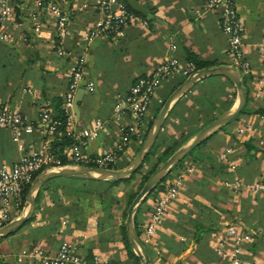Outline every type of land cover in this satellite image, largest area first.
<instances>
[{"label": "crops", "instance_id": "0c3cea01", "mask_svg": "<svg viewBox=\"0 0 264 264\" xmlns=\"http://www.w3.org/2000/svg\"><path fill=\"white\" fill-rule=\"evenodd\" d=\"M40 1L43 0H13L15 18L10 28L28 40L0 42V99L15 106L36 126L33 134L21 138L24 149L11 131L0 129V166L40 150L49 141L53 145L55 135L38 124L39 114L50 98L65 95L70 72L79 57L85 58V76L95 83V88L83 87L81 102L77 111L74 109L71 135L68 134L73 142L65 145L63 151L67 146L86 142L82 145L86 154L114 152L115 165L122 168L133 161L145 138L131 135L123 145L133 117L128 110L119 113L118 109L123 107L121 97L138 78L151 75L166 58L177 57L183 64L191 63L189 55L208 63V67H233L218 12L196 18L195 9L209 0H187L188 6L182 0H136L149 11L147 17L141 16L142 22L128 26L122 38H95L90 42L79 40L101 17L99 0H48L60 2L71 13L66 57L55 52L52 20H46L48 26L43 32L31 29L30 13ZM234 4L243 25V50L250 68L246 75H240L247 91V111L214 133L177 168L185 172L184 186L147 249L151 264H226L214 247L223 238L225 226L231 223L250 234L242 254L245 264H264V192L250 189L255 183L264 182V84L261 93H257L258 81L264 75V0H234ZM182 79L173 77L158 90L150 109V122ZM236 98L234 85L221 75L208 76L189 87L169 111L153 145L158 149L152 157L158 158L169 146L185 144L212 118L228 110ZM95 131L98 136L90 139ZM229 149V161L220 160L219 154ZM66 182L67 178L60 177L54 185L59 189ZM231 184H238L237 193ZM52 192L44 190L35 218L1 242V249L8 247L10 264L23 250L35 246L55 252L64 239L76 244L91 264H126L124 242L118 238L111 245L99 231L101 205L96 197L89 201L86 224L79 225L68 214L59 212L58 196L52 197ZM60 196H64L61 191ZM155 198L156 195L150 197L137 213L142 233ZM109 225L111 228V222Z\"/></svg>", "mask_w": 264, "mask_h": 264}, {"label": "built area", "instance_id": "2783aa9c", "mask_svg": "<svg viewBox=\"0 0 264 264\" xmlns=\"http://www.w3.org/2000/svg\"><path fill=\"white\" fill-rule=\"evenodd\" d=\"M98 10L101 17L94 27L88 29L80 38V42H90L95 38L117 39L126 35V29L133 23L142 22V17L128 8L125 0H99ZM210 11L218 12L219 25L227 40V53L232 58L233 68L239 75H246L250 68L243 50V25L236 11L234 0H209L204 6L195 9L197 19L203 18ZM15 9L13 0L0 2V42L14 44L17 40L27 41V36H17L10 28L14 22ZM53 23L55 35V52L61 57L68 53L67 37L70 35L71 13L58 1H40L37 8L30 13L31 29L35 33L43 32L47 28L46 20ZM86 61L79 57L70 72L68 90L63 96L64 108L67 117V133L71 135V126L74 122V101L76 93L81 87L93 90L95 83L86 79ZM192 63L183 64L177 57L166 58L159 62L151 75L138 78L128 92L121 97L123 107H118L119 113L128 110L133 117V123L123 138V145L131 135L145 137L149 131L150 109L158 90L173 77L180 76L185 80L195 72ZM264 84V75L258 81L257 93H261ZM26 92L34 93L33 89L25 88ZM38 124L45 132L55 135L60 121L54 119L51 107H42ZM98 127L101 123L97 124ZM0 129L12 132L14 140L20 142L25 134H33L36 130L34 123L29 122L25 115L5 100L0 99ZM241 132V129H237ZM98 136V131L90 135V139ZM75 143L67 146L64 151L54 150L49 141L40 150L23 154L20 159L0 166V228L15 220L25 209L27 199L25 192L30 188L36 177L46 170H60L70 166L112 169L117 157L114 152L100 156L86 154L82 145ZM232 151L226 150L219 154L222 161H229ZM234 168V165H231ZM164 188L158 192L151 209V217L141 235L143 244L148 248L153 242L158 227L166 218L170 207L177 200L184 186L185 172L181 169L172 171L164 177ZM235 193L238 184H231ZM251 191L264 192V182L255 183ZM250 234L242 231L238 225L231 223L224 228V236L215 243L214 251L226 264H245L242 254L244 245L250 241ZM99 261L98 257H95ZM14 264H91L80 252L76 244L64 239L58 250L49 251L42 246H35L23 250L15 259Z\"/></svg>", "mask_w": 264, "mask_h": 264}, {"label": "water", "instance_id": "95a60500", "mask_svg": "<svg viewBox=\"0 0 264 264\" xmlns=\"http://www.w3.org/2000/svg\"><path fill=\"white\" fill-rule=\"evenodd\" d=\"M125 2L135 11L149 15V11L136 0H125ZM185 6H188L187 0H182ZM221 75L226 77L234 85L237 93L235 103L224 113L217 116L208 126L193 135L185 144L177 149L159 168L149 177L141 191L137 194L132 204L127 211L125 222L126 233L134 252L139 257L142 264H151V259L146 246L143 244L140 236L135 228V216L146 200L149 194L155 189L157 184L171 171V169L185 159L196 147L208 140L223 126L228 124L237 115H239L246 106L247 91L243 84V80L238 72L230 66L206 67L196 70L190 77L182 82L166 100L161 111L153 120L152 126L144 139L142 146L136 154L133 161L126 167L119 169L91 168L83 166H70L60 170H46L41 172L27 192V204L24 211L11 223L0 228V239H4L16 232L27 222L33 219L37 211V196L43 185L54 178L65 176H84L91 180L98 181H114L126 179L135 174L144 164L147 155L150 153L154 143L156 142L167 115L175 102L181 95L191 86L195 85L200 80L211 76ZM84 94V88L81 87L75 97L74 109L77 111L78 106Z\"/></svg>", "mask_w": 264, "mask_h": 264}, {"label": "trees", "instance_id": "16d2710c", "mask_svg": "<svg viewBox=\"0 0 264 264\" xmlns=\"http://www.w3.org/2000/svg\"><path fill=\"white\" fill-rule=\"evenodd\" d=\"M128 8L140 16L147 17L146 15L141 14V13L133 10L129 5H128ZM189 56H190L189 60L191 61V63L194 64L195 70H199V69L206 68L209 66L208 63L198 60L195 56H193V57H192V55H189ZM184 81H185V79L183 78L177 84V86H179ZM46 106L51 107L53 109L54 119L60 121V125L57 128L52 147L54 150L62 152L63 147L65 145L71 144L73 142L67 133V117H66V113H65L63 97L62 96H54V97L50 98ZM246 111H247L246 108H244L241 113H244ZM215 118L216 117L212 118L211 121H213ZM152 123H153V121L151 122L150 128L152 126ZM150 128H149V130H150ZM145 138H146V136H145ZM181 145H182V143H177L176 145L169 146L164 150V152H162L158 156V161L149 169V172L145 175L144 184L149 179V177L159 168L161 163L165 162L177 149H179V147ZM199 147H200V145L198 147H196L189 155L194 156L196 150ZM157 149H158V147H155V148L153 147L151 149L150 153L147 155L145 162L142 165V167L135 174H133L131 177L126 178V179H120V180H114V181H111V180L98 181V180L88 179L84 176H65L63 178H67V182L65 184H63L62 186H60L59 189L57 186L54 185V182L57 178L51 179L43 185V187L41 188V190L37 196V208L41 207L40 203L42 200V194H43L44 190L52 189V191H53L52 197L58 196L57 200L59 199V207H58L59 212L62 214H68L70 216L72 222H76L79 225H85L86 219H87V213L86 212L89 211L88 210L89 201L92 198L96 197V200L101 205L98 227H99V231H101V234L104 233L103 239L106 241L105 235L108 233V230L110 231V228H109L110 221H111V219H113L114 214H115L114 212L117 210L118 206H120V203H121V199H117V197L114 196L113 187L119 186L121 183H131L134 180V178L136 177V175L142 171L145 163H148L151 161L152 156L155 155ZM181 163H182V161L180 163H178L176 166H174L171 171L178 170L177 168L181 167ZM126 166H128V164H126L123 167H126ZM110 168L119 169L122 167H118L117 165L114 164V165L110 166ZM164 181L165 180L163 178L157 184L155 189L149 194V196L146 198V200L139 207L138 211L142 208V206L145 204V202H147V200L150 197H152L153 195L154 196L157 195L158 192L164 188ZM143 186H141V187L143 188ZM28 190L29 189H27V191L25 192V198L27 196ZM60 191L63 193V195H64L63 197L60 196ZM137 194L138 193L136 192V193H131L129 195L130 197L128 200L129 205L127 207V211L129 209L130 205L132 204L133 200L137 196ZM127 211H126L125 216H127ZM138 211H137V213H138ZM137 213L135 216V228H136L138 235L141 237L142 232L140 231L139 224L137 222ZM34 218L35 217H33V219ZM32 220H30L29 222H27L24 225H27ZM56 224L57 223H55V228H57ZM55 228H53V229H55ZM120 239L125 244V248H126L127 254H128L127 260L131 264H142L139 257L134 252L133 247L128 240L125 223L121 225ZM1 241H2V239H0V244H1ZM126 264H128V262H126Z\"/></svg>", "mask_w": 264, "mask_h": 264}, {"label": "rangeland", "instance_id": "374dc122", "mask_svg": "<svg viewBox=\"0 0 264 264\" xmlns=\"http://www.w3.org/2000/svg\"><path fill=\"white\" fill-rule=\"evenodd\" d=\"M157 159L158 158L152 157L150 162L145 163L142 171L136 175V177L134 178V180L131 183H121L119 186L113 187L114 196H116L117 199H121V203H120V206H118L117 210L114 212L115 214H114L113 219H111V221H110L112 224V227L110 228V226H109L110 231L108 230V233L105 235L106 241L109 244L115 245L116 240H118V238L120 240L121 225L126 222V218H127V216H125V214L127 211V207L129 205V203H128V200L130 197L129 195L131 193H136V192L139 193L141 191V189H142L141 186L144 185L145 175L149 172V169L154 165V162ZM186 161H187L186 159H183L181 165L186 163ZM112 169H115V168H112ZM21 229H18L15 233L16 234L19 233ZM15 233H14V235H15ZM18 236H19V239H22L20 235H18ZM2 241H3V239H2ZM7 248H8L7 245H5V247H3L2 249L0 248V264H8V263L10 264V262H12L11 261L12 258L7 256L8 255L6 253L8 250ZM3 254H5L6 256H3ZM126 262H128V264H131L129 261H126Z\"/></svg>", "mask_w": 264, "mask_h": 264}]
</instances>
